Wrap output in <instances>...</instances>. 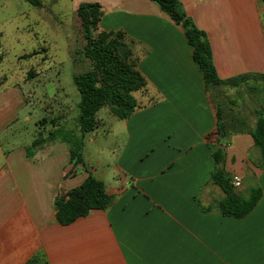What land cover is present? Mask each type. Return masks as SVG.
<instances>
[{"label": "crops", "instance_id": "1", "mask_svg": "<svg viewBox=\"0 0 264 264\" xmlns=\"http://www.w3.org/2000/svg\"><path fill=\"white\" fill-rule=\"evenodd\" d=\"M178 1L206 34L220 79L264 75L263 0ZM96 2L103 10L101 31L123 30L138 43L139 69L148 81L147 92L135 94L147 107L117 119L126 139L116 177L108 187L91 172L116 202L59 224L55 199L84 183L86 158L74 166L61 139L37 148L34 139H8V147L0 139V264H27L37 255L48 264H264V164L248 132L253 108L264 113L263 84L250 90L248 114L229 110L223 118L228 125L232 117L242 118L247 126L230 135L225 170L242 179L241 194L260 187L262 197L243 219L225 217L215 208L225 194L210 181L206 136L216 129L221 91L231 94L246 85L208 87L183 29L156 3ZM25 84L0 82V136L28 107Z\"/></svg>", "mask_w": 264, "mask_h": 264}, {"label": "trees", "instance_id": "2", "mask_svg": "<svg viewBox=\"0 0 264 264\" xmlns=\"http://www.w3.org/2000/svg\"><path fill=\"white\" fill-rule=\"evenodd\" d=\"M30 1L35 2V0ZM150 1L156 3L162 12L183 29L185 39L193 48V61L208 87L216 90L220 87L236 88L248 85L252 80L250 90L258 91L261 83L264 93V75H242L227 80L219 78L206 34L196 27L178 0ZM77 16L86 43L83 54L91 63V70L74 77L79 93L77 129H67L62 123L64 121L62 116L43 118L42 121L39 120L41 128L33 141V147L37 148L55 139L63 140L69 146L71 162L74 166L84 164L82 155L84 140L89 133L99 128V111L107 107L117 119L127 120L137 111L147 107L136 98L135 94L148 90V81L139 69L141 56L137 52L138 43L123 30H100L103 17L102 5L98 2L82 3L77 9ZM44 52L47 50L44 49ZM39 54L40 52H34L20 59H32ZM3 59V55H0V63ZM37 74L32 70L28 73L27 79L31 80ZM221 116L219 108L216 129L206 136V143L211 149L213 160L210 181L220 187L225 194L215 208L222 216L243 219L258 205L262 197V189L253 188L249 195L245 196L234 187L232 178L224 167L226 152L230 135L246 131L247 126L244 119L236 117H232L233 122L228 125ZM252 116L255 122L248 132L260 152L259 165L262 166L264 164L263 109L255 106ZM49 123L51 129H48ZM45 131H49L47 136ZM115 202L116 196L109 194L105 184L89 173L82 185L56 197V219L61 225H70L94 210H109ZM27 264H48V262L43 255H37Z\"/></svg>", "mask_w": 264, "mask_h": 264}, {"label": "rangeland", "instance_id": "3", "mask_svg": "<svg viewBox=\"0 0 264 264\" xmlns=\"http://www.w3.org/2000/svg\"><path fill=\"white\" fill-rule=\"evenodd\" d=\"M96 1L0 0V55L4 58L0 63V82L7 78L12 85L26 83L28 104L27 109L19 112V119L10 131L0 136L6 147L8 139L20 144L32 142L43 118L62 116L67 129H77L79 93L74 77L91 70V63L83 54L86 43L77 9L82 3ZM34 52L40 54L20 59ZM32 70L38 74L29 80L27 76ZM21 78L26 79L24 83ZM250 94L247 85L231 94L221 91L222 119L229 110L248 114L252 104ZM157 102L156 99L154 104ZM98 119L100 126L85 137L82 155L89 173L97 171L108 186L117 175V156L126 132L107 107L99 111ZM48 126L52 128L50 123ZM48 132L45 131V136Z\"/></svg>", "mask_w": 264, "mask_h": 264}, {"label": "built area", "instance_id": "4", "mask_svg": "<svg viewBox=\"0 0 264 264\" xmlns=\"http://www.w3.org/2000/svg\"><path fill=\"white\" fill-rule=\"evenodd\" d=\"M232 183L236 189L240 188L242 185V179L239 176H232Z\"/></svg>", "mask_w": 264, "mask_h": 264}]
</instances>
